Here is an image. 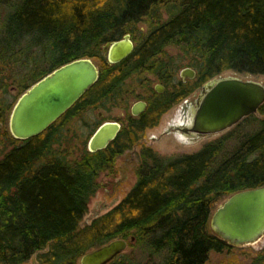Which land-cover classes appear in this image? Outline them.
I'll list each match as a JSON object with an SVG mask.
<instances>
[{
    "label": "trees",
    "instance_id": "1",
    "mask_svg": "<svg viewBox=\"0 0 264 264\" xmlns=\"http://www.w3.org/2000/svg\"><path fill=\"white\" fill-rule=\"evenodd\" d=\"M0 6L7 10L0 16V93L12 86L19 98L77 58L97 59L101 66L82 103L32 138L16 139L5 128L15 103L0 101V141L12 143L0 158V264H26L34 254V264H80L89 250L132 235L129 247L137 252H123L108 264H143L145 258L208 264L211 253L224 255L217 264H240L235 252L244 248L214 234L209 219L227 196L264 184V117H246L237 126L256 129H233L194 153L143 154L132 190L83 225L98 179L113 168L118 151L84 147L74 155L61 143L60 129L94 105L100 92L104 105L114 93L125 96L133 86L119 81L143 70L168 80L184 63L197 70V84L226 70L264 74V0H0ZM125 33L134 34L135 50L110 65L102 47ZM171 45L180 50L177 56L168 55ZM245 264H264V249Z\"/></svg>",
    "mask_w": 264,
    "mask_h": 264
},
{
    "label": "water",
    "instance_id": "2",
    "mask_svg": "<svg viewBox=\"0 0 264 264\" xmlns=\"http://www.w3.org/2000/svg\"><path fill=\"white\" fill-rule=\"evenodd\" d=\"M129 34L107 42L104 53L111 63L134 51ZM194 76V70L185 68ZM99 66L90 57L67 62L31 85L15 102L9 116V130L16 139L40 135L60 119L99 79ZM160 84L156 86L159 89ZM264 104V84L235 76L214 77L201 88L193 109L191 130L211 135L224 132ZM137 104L133 112L137 113ZM120 129L115 122L103 123L89 138L91 152L105 148ZM211 231L235 247L256 244L264 237V184L237 191L217 204L209 219ZM135 241L115 238L83 254L80 264H108Z\"/></svg>",
    "mask_w": 264,
    "mask_h": 264
},
{
    "label": "flooded vegetation",
    "instance_id": "3",
    "mask_svg": "<svg viewBox=\"0 0 264 264\" xmlns=\"http://www.w3.org/2000/svg\"><path fill=\"white\" fill-rule=\"evenodd\" d=\"M141 32L146 33L147 31L142 30ZM126 34L130 35V38L133 41L134 46L136 47L137 41L135 40L134 34L125 33L121 36V38H123L124 35ZM102 52H103V56L106 58V60L110 65H116L122 63L127 57H129L133 53L132 52L129 56H127L125 59L121 60L120 62L111 63L108 59V56L104 53L103 47H102ZM158 56L161 57V54ZM97 65L99 66V70H100L101 69L100 62L97 63ZM185 68L193 69L195 73L194 76L190 77L188 73L182 75V71ZM142 73H149L151 75H154L155 80L152 81L150 77H146L147 79H145L144 81L141 80V82H139V84L136 85V87H133L131 90H129L123 97L121 95L116 96V94L114 93L113 97L111 96V102L108 105H104L102 103L104 99L103 96L101 95L102 93L100 92L95 99L96 102L94 105L88 106L87 108L84 107L82 110H79L77 114V116H79L81 113L85 112L86 109L88 108L99 109L97 114L98 117L96 119L98 121L96 122V126L93 133L105 122L110 121L119 124L120 129L116 137L111 142H109V144L105 148L96 151L101 154L103 153L111 154L113 151L114 152L118 151V153L115 154L113 168L107 169L103 172L106 175L116 177L117 180L121 179L120 176H118V174H120V167L118 165V161L128 153L131 156L130 160L132 162L133 161L136 162L137 166L141 163L143 154L147 152H149L150 154H158V155L162 154L158 151L155 145L149 143L148 141L149 132L152 129L157 128L163 121L164 117L167 114L171 113L172 111L174 113L173 116L171 117L172 125H170V127L166 129L164 133H172L181 140H187V141L196 140L199 137L206 136L205 134H200L198 132L191 130L192 127L191 120L193 117V114L191 113H193V109H194L193 106L196 105L195 100H197L201 88L207 82L205 81L201 84H197L198 75H197V70L195 68L184 64L182 68L180 69L178 68L175 74L172 77H170L168 80L160 79L156 74H154L150 70H143ZM178 73H179V77H177ZM99 78H100V74H99ZM130 78L132 79L134 77L128 76L124 78L123 80L119 81L120 85H123L125 87L127 85L128 79ZM158 84H160L159 89L156 88ZM115 91H117V89ZM196 94L197 97L195 98L194 103H191L187 106V109H189L188 115L187 116L185 114L183 115L182 110L180 109V104L182 103V101L188 103L189 102L188 98ZM82 97L71 108H73L78 102H80L82 100ZM136 104L138 106L137 107L138 112L134 113L133 107ZM114 109L116 110L121 109V112L116 117H113L111 119L108 118L107 111ZM176 110L178 111L177 113H175ZM151 138L153 142H156L159 139V137L157 136H152ZM87 149L89 150L88 143H87ZM182 154H189V153H182Z\"/></svg>",
    "mask_w": 264,
    "mask_h": 264
},
{
    "label": "rangeland",
    "instance_id": "4",
    "mask_svg": "<svg viewBox=\"0 0 264 264\" xmlns=\"http://www.w3.org/2000/svg\"><path fill=\"white\" fill-rule=\"evenodd\" d=\"M7 10L4 7L0 6V16H5ZM164 17H168V15L164 12ZM138 26L143 28V30H146V24L143 21H140L138 23ZM168 55L170 56H177L179 54V49H177L175 46H168L166 48ZM96 63H99L97 59H94ZM184 63L182 64V66ZM182 66L179 67L182 68ZM180 71V70H179ZM178 71V72H179ZM142 77H150L153 80H155V76L151 75L149 73H143L141 75ZM138 76H134V78H130L127 81V87L131 88L136 87V85L139 84V80H137ZM228 76H235L239 77L241 79L245 80H254L258 81L264 84V74H252L247 72H239L235 70H226L218 77H228ZM179 77V73L177 75ZM142 80V78H141ZM197 97V94L194 96H191L188 98L189 102L185 103V101H182L180 104V109L182 110V114L188 115L189 109H187V106L191 103H194L195 98ZM18 98V90L13 88L12 86L8 87L7 92H1L0 93V101H4L7 104H14ZM196 101V100H195ZM195 107V106H193ZM98 111L99 109L96 108H88L85 112L81 113L79 116H74L63 128H61V143L63 146L69 148L70 151L73 152L74 155L78 154L82 148H87V143L92 135L96 122L98 120ZM11 110H9L7 114V122L5 125V128L9 130V116H10ZM121 112V109L119 110H108L107 116L108 118L116 117ZM178 111L176 110L175 113ZM173 111L169 114H167L161 124L155 128L152 129L149 132V143H152L155 145L161 155L172 157L176 156L182 153H192L195 151H198L201 149L205 144L212 142L216 139L221 138L222 136L228 134L233 129H238L241 132H250L257 128V125H248V123H243L240 126H234L230 128L229 130H226L221 133L217 134H211L199 137L196 140H181L180 138L176 137L172 133H164L166 129L172 125V119ZM193 114V113H191ZM257 117L262 118L264 117V114H261L259 111L255 114ZM10 131V130H9ZM152 136H157L159 139L156 142L152 141ZM67 145V146H66ZM12 147V143L10 141H6L5 139H1L0 141V158L3 157V155ZM131 156L128 153L118 161V165L120 167V180H117L116 177L106 175L105 173L101 174L98 181L100 183V187L96 191L95 195L92 197L88 212L83 217V220L81 222V225L85 223H90L95 217L104 214L105 212L112 209L116 204H118L133 188L135 183L137 182V164L136 162H132L130 160ZM244 248V251H236L238 258V263L245 264L252 260L254 255L257 252H260L264 249V237L258 241L256 244L250 245V246H244L241 247ZM137 250L133 249L131 247H128L125 252H134ZM38 254H34L31 259L26 264H34L35 260L37 258ZM224 255L219 253H211L210 254V260L208 264H217L218 261L223 257ZM139 257V255H137ZM151 259L145 258L143 264H152Z\"/></svg>",
    "mask_w": 264,
    "mask_h": 264
}]
</instances>
